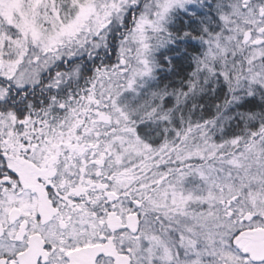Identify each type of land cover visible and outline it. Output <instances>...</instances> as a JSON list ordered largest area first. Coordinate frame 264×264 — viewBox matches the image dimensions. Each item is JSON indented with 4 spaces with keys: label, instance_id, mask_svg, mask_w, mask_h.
<instances>
[{
    "label": "snow or ice",
    "instance_id": "snow-or-ice-1",
    "mask_svg": "<svg viewBox=\"0 0 264 264\" xmlns=\"http://www.w3.org/2000/svg\"><path fill=\"white\" fill-rule=\"evenodd\" d=\"M0 264H264V0H0Z\"/></svg>",
    "mask_w": 264,
    "mask_h": 264
}]
</instances>
